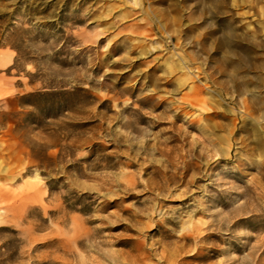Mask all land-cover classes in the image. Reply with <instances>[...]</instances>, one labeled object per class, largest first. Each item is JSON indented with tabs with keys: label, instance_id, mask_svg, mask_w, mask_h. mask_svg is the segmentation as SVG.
I'll use <instances>...</instances> for the list:
<instances>
[{
	"label": "rangeland",
	"instance_id": "374dc122",
	"mask_svg": "<svg viewBox=\"0 0 264 264\" xmlns=\"http://www.w3.org/2000/svg\"><path fill=\"white\" fill-rule=\"evenodd\" d=\"M132 4L0 0V211L65 242L0 264H242L264 243L259 220L232 248L192 242L251 195L264 208L258 115L241 119L264 100V0Z\"/></svg>",
	"mask_w": 264,
	"mask_h": 264
},
{
	"label": "bare ground",
	"instance_id": "6f19581e",
	"mask_svg": "<svg viewBox=\"0 0 264 264\" xmlns=\"http://www.w3.org/2000/svg\"><path fill=\"white\" fill-rule=\"evenodd\" d=\"M110 3H115V4H120L123 2V0H106ZM133 4L132 7L133 8H139L141 9V0H132ZM111 10H117V7L115 6H111L110 9H108V11H106L107 13L112 12ZM143 13V11L141 12ZM107 18V16H105ZM230 34V33H229ZM230 38H232V35L230 34ZM227 49H230V43L228 45H226ZM247 88L246 85L242 86H236L235 91L236 92H241V91H245ZM203 94L201 90H196L194 92V97L192 99V102L194 101L193 107H200V104H204L203 102H199L197 101L199 96ZM198 97V98H197ZM212 99V98H209ZM258 105L257 107L255 106H251L253 110H251V113H247V110L245 111L246 113L242 114L241 119H249V116L252 117L253 115H258L257 118L255 120H252L253 125L250 126V132L249 134L251 135V137L254 139V144L257 148L258 151L261 152V154H264V137L262 136V134L264 133V100L260 99L258 97ZM203 106V105H202ZM255 107V108H254ZM181 111H179L180 113ZM182 114V112H181ZM185 116V115H183ZM175 120H178V116L175 117ZM245 121V120H243ZM216 128L212 127L211 131H214ZM202 131L205 132L204 129H202ZM209 149L211 151H215L217 150V144L214 141H210L209 145H208ZM216 152V151H215ZM263 165V164H262ZM261 165V166H262ZM261 169V168H260ZM4 173H6L4 171ZM253 198V204H249V206L245 205L244 207L240 208L239 210H237L235 212V216H233L232 218H228L226 220H220V221H215L214 225L212 226L214 228L213 234H209V235H197L195 239H193V243H197V242H202V241H206L209 239H213L214 241H217L219 243H225L226 241L229 242V248H232L234 245L231 244V240L235 241V237H233V233L231 232V230L237 229L241 226H243V223H250V221L252 220H259L257 221V225L258 227L255 229V231L260 232L261 230H264V221H261L260 219H264V208H262L261 206V199L260 198H254V195H251ZM6 196L4 194H0V200L4 201L6 199ZM260 205H259V204ZM16 205L15 204H11L9 206H7L5 208V210L3 209L2 211H0V221H7L9 222L8 224L13 225L16 229H18V231L15 233L14 236H11V232L10 230L4 228V227H0V234L2 233H7L9 234L8 236H1L0 239L2 240V244L0 246V248L3 249V253H0V258L5 261V262H10L13 258L22 261V260H29L30 256L32 253L35 252V250L37 248L39 249H47V250H54V252H58V251H62L61 250V246L63 245L62 241H57V240H41V239H37L36 237H33L34 232H40L43 230V225H44V219H38V217H36L38 219V225L32 227L31 229H27V230H23L21 229V227L25 224L23 223V215L19 212L15 213V208ZM239 212L237 215L236 213ZM260 214V215H257ZM33 215V214H32ZM251 215L248 218L245 219H237L240 218L242 216H248ZM10 218V220L8 219ZM176 225V224H175ZM223 232H225V234L223 235ZM224 237H227V239H225ZM250 241V240H247ZM34 244H38L35 245ZM71 245L73 246H79V247H88L87 245H89V239H86L84 241H81L79 237L75 236L73 237V240L70 242ZM68 246H70L69 244H67ZM257 245H259V248H263V250L261 251L260 254H256L258 249ZM33 247V248H31ZM235 247V246H234ZM63 252V251H62ZM250 253L247 255V257L244 259V262L242 264H256V263H261L264 264V260H261V257L264 255V243L263 242H257L256 243V247H253L250 249L249 251ZM54 253L50 254L48 257H37L36 259H39V263L38 264H57L54 260V258H52ZM210 254L212 255V258L220 256L222 254V252H219L218 249L216 247H214V249H212L210 251ZM31 260V259H30ZM65 264V263H63Z\"/></svg>",
	"mask_w": 264,
	"mask_h": 264
}]
</instances>
